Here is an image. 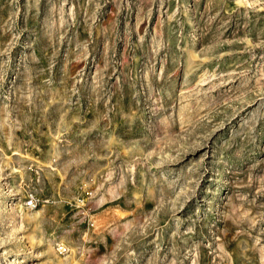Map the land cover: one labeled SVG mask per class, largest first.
Listing matches in <instances>:
<instances>
[{"label":"rangeland","instance_id":"374dc122","mask_svg":"<svg viewBox=\"0 0 264 264\" xmlns=\"http://www.w3.org/2000/svg\"><path fill=\"white\" fill-rule=\"evenodd\" d=\"M10 263L264 264V0H0Z\"/></svg>","mask_w":264,"mask_h":264},{"label":"built area","instance_id":"2783aa9c","mask_svg":"<svg viewBox=\"0 0 264 264\" xmlns=\"http://www.w3.org/2000/svg\"><path fill=\"white\" fill-rule=\"evenodd\" d=\"M26 207H28L29 209H34L36 207V203L34 201V199H29L26 203ZM63 250V247H60L59 251L61 252Z\"/></svg>","mask_w":264,"mask_h":264},{"label":"bare ground","instance_id":"6f19581e","mask_svg":"<svg viewBox=\"0 0 264 264\" xmlns=\"http://www.w3.org/2000/svg\"><path fill=\"white\" fill-rule=\"evenodd\" d=\"M19 211H21V208H20V210H19ZM29 218H31V216H28V217H27V219H29ZM10 264H11V263H10Z\"/></svg>","mask_w":264,"mask_h":264}]
</instances>
